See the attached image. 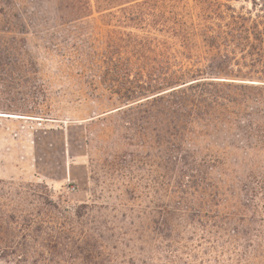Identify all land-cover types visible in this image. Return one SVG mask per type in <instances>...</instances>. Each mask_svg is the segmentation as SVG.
<instances>
[{
    "label": "rangeland",
    "instance_id": "obj_1",
    "mask_svg": "<svg viewBox=\"0 0 264 264\" xmlns=\"http://www.w3.org/2000/svg\"><path fill=\"white\" fill-rule=\"evenodd\" d=\"M16 2L28 29L5 36L19 38L37 67L44 118L0 117V201L35 214L2 223L31 254L0 250V264H264V199L244 188L264 176V148L227 127L187 141L198 157L222 158L200 187L137 144L123 166L127 130L115 111L124 103L102 75L109 30L131 28L97 12L63 25L59 0Z\"/></svg>",
    "mask_w": 264,
    "mask_h": 264
},
{
    "label": "trees",
    "instance_id": "obj_2",
    "mask_svg": "<svg viewBox=\"0 0 264 264\" xmlns=\"http://www.w3.org/2000/svg\"><path fill=\"white\" fill-rule=\"evenodd\" d=\"M248 1L249 9L230 0H196L184 8L178 0H59L63 25L97 12L131 28L109 30L102 75L124 103L115 111L127 130L119 163L126 167L129 157L135 159L127 149L137 144L159 152L166 170L193 173L200 187L222 158L198 157L187 141L227 127L253 148H264V0ZM21 12L16 0H0V114L44 118L36 115L45 95L37 67L19 38L5 36L28 29ZM244 188L264 199V176L250 177ZM34 216L0 201V250L27 257V238L3 236L1 225ZM53 242L64 245L60 238Z\"/></svg>",
    "mask_w": 264,
    "mask_h": 264
},
{
    "label": "bare ground",
    "instance_id": "obj_3",
    "mask_svg": "<svg viewBox=\"0 0 264 264\" xmlns=\"http://www.w3.org/2000/svg\"><path fill=\"white\" fill-rule=\"evenodd\" d=\"M14 117V118H21V117H23V116H18V115H6V116H4V117Z\"/></svg>",
    "mask_w": 264,
    "mask_h": 264
},
{
    "label": "water",
    "instance_id": "obj_4",
    "mask_svg": "<svg viewBox=\"0 0 264 264\" xmlns=\"http://www.w3.org/2000/svg\"><path fill=\"white\" fill-rule=\"evenodd\" d=\"M6 115H14V114H6V113L0 114V116H6ZM18 116H21V115H18Z\"/></svg>",
    "mask_w": 264,
    "mask_h": 264
}]
</instances>
